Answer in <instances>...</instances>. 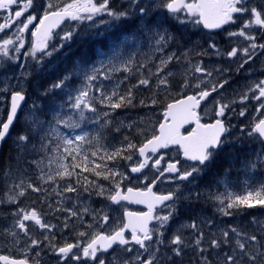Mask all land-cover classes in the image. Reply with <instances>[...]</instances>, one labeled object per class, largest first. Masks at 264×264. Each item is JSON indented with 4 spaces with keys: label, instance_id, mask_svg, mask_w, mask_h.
<instances>
[{
    "label": "snow or ice",
    "instance_id": "obj_1",
    "mask_svg": "<svg viewBox=\"0 0 264 264\" xmlns=\"http://www.w3.org/2000/svg\"><path fill=\"white\" fill-rule=\"evenodd\" d=\"M0 13V148L8 145L0 152V245L17 252L0 251V264H183L188 251L197 264H264V65L257 78L246 68L264 57V0H0ZM65 21L77 23L56 32ZM113 32L120 36L111 55L97 49V59L70 64L65 56L55 80L40 84V74L77 38ZM221 33L234 46L221 48ZM128 45L135 51L122 55ZM233 71L245 84L229 100ZM30 87L49 104H29ZM138 89L150 95L138 99ZM253 102L251 123L234 135L232 118L246 117ZM158 106V127L148 114L119 118ZM185 125L193 127L182 131ZM113 134L118 145L108 143ZM245 143L242 158L236 146ZM170 148L175 159L165 166L161 150ZM221 158L228 167L201 189ZM237 161L244 178L232 180ZM125 166L144 189L123 191L131 178ZM159 183L170 187L156 192ZM29 193L44 211L21 206ZM123 202L147 211L131 212ZM201 202L211 205L212 217L198 210ZM121 208L123 218L114 219Z\"/></svg>",
    "mask_w": 264,
    "mask_h": 264
},
{
    "label": "flooded vegetation",
    "instance_id": "obj_2",
    "mask_svg": "<svg viewBox=\"0 0 264 264\" xmlns=\"http://www.w3.org/2000/svg\"><path fill=\"white\" fill-rule=\"evenodd\" d=\"M71 22H73V21H65L64 24H62L60 26V28H57L55 31L56 32H60L61 29H65L66 30L69 26L72 25ZM88 23H90V22H88ZM82 25L83 24H81L80 26H82ZM224 35H225V33H221L220 35H218L216 37L217 43H218V45L221 48H225V46H226V41L222 38V36H224ZM119 36H120V34L118 32L111 33L110 39H109L110 44H111V42L113 40L119 39ZM193 38H196V37L193 36ZM83 47L84 46L82 44V48ZM253 65L254 64L248 65V66H246V68H250ZM256 72L259 74V71H256ZM234 80H236V78H234ZM235 84H236V82H233L231 84V86L228 87L225 90V98L228 97V93H227L228 89L229 88H234V85ZM177 88H178V86H177ZM33 100H36V91L34 90V88L30 87L29 88L28 103L30 104ZM3 103H4V101H0V106H2ZM209 107H210V105H209ZM201 115L203 117L202 122H209L210 121V117L209 116H204L203 115V111L201 112ZM231 123L232 124H236L235 120H233V119L231 120ZM250 123H251V120H249L247 122V124H246L245 127H247ZM191 127H193V125H185V128L182 129V131L190 130ZM239 127H241V126H239ZM18 128H19V125H17V129ZM233 132H236L235 129H233ZM237 132L239 133V130ZM13 135H15V130L13 132ZM245 144H246V146L243 147V149H240V146L239 145L236 146L237 149L239 150V154H240V156L242 158H245L246 157V153L248 151V144L247 143H245ZM229 150L230 149H228L226 147L225 152L227 153ZM7 151H8V145L7 144H5L2 148H0V152H3L5 154H7ZM169 151H171V154H173V152H174V156H167L166 153L169 152ZM161 154L165 155V166H166V161L167 160H169V159H175L176 149L175 148H170V149L161 150ZM37 158L38 157H36V159ZM227 167H228V165L226 163H223L222 158H221V161H219L218 164L216 166H214L209 171V173L200 181V187H201V189H204L205 188V185H207L208 183H210L213 180L215 174L222 173L223 170H224V168H227ZM240 168H241V165H240L239 161H237L236 164H235V166L232 169V172H231L232 173V177H230V179L236 180V179H243L244 178V173L240 171ZM145 171L148 172V174H149V180H151L152 179V172L149 171V170H145ZM29 174L33 176V179H35V176L38 173H36L35 171H32ZM126 175H128L130 177L131 176L136 177L139 174H131L130 172H128V174H126ZM36 182L39 183V181H36ZM145 183L146 182L139 181L137 183L138 185H133V186H129V185L123 184L122 189H123L124 192H126L127 191V188H129V187L133 188L134 190L144 189ZM169 187H170V185L167 184V183H159L157 186L154 187L153 190L156 191V192H160V191L166 190ZM221 190H223V189L221 188ZM3 191H4V189L2 187H0V198H3ZM21 199H22V202H21V206L22 207H25V208L35 207V208L39 209L40 211H44L45 210V206L39 204L38 202L36 204H33L32 203V200L35 199V194L29 193V195L27 197L21 198ZM203 204H205V203L201 202L199 204L198 210L201 211L204 216H206V217H212L213 216V210L211 208V205L210 204L203 205ZM94 206H98V205H94ZM123 207L124 208H127L131 212H145L146 211L145 208L140 207V206H137V205H133L132 203H128V202H123ZM122 218H123V210H122ZM46 219L50 220L53 223H57V224L60 223L59 221L55 220L51 216L46 217ZM185 220H186V216H184V215L180 216L179 219L174 223L173 230L175 229V227H177L181 222H184ZM7 222L8 223L11 222V218L10 217H9V220ZM4 223H5V221L0 220V226H2ZM56 234L58 236L59 241L62 242L63 239H64V237L58 231H57ZM0 251H2L3 254H9V255H13V256L17 255V252L15 250H13L12 252L9 253L7 251V249L3 247V245H0ZM189 253L192 254V256L197 260V257H196V255L194 253H192L191 251H189Z\"/></svg>",
    "mask_w": 264,
    "mask_h": 264
},
{
    "label": "rangeland",
    "instance_id": "obj_3",
    "mask_svg": "<svg viewBox=\"0 0 264 264\" xmlns=\"http://www.w3.org/2000/svg\"><path fill=\"white\" fill-rule=\"evenodd\" d=\"M4 15H6V13H0V23H4V19H3V16H4ZM71 23H72V25H74V24H76L77 22L73 21V22H71ZM87 23H88V22H85V24H83L82 26H80L81 29L85 28V26H86ZM101 27H104V26L102 25ZM93 30H95V29H93ZM9 34H11V32H9ZM0 35H2V34H0ZM222 38L226 41V46H225V48H231L232 46H234L232 43L229 42V40H228L226 34H225L224 36H222ZM30 40H31V36H30V34H26V47H27V41H30ZM234 40H236V41H237L238 43H240L241 45L244 44V43H247V42H245V41H242L241 38H234ZM55 42H56L55 40L52 41V43H55ZM140 48H141V52H147V51H148V48H147L146 44L143 43V42H141ZM22 51H24V50H22ZM103 51H104L106 54H108V55H111V54H112V47H111L110 42L108 43V48H106V49L103 50ZM132 51H135V47H134V45H128V46H125V47H124V49H123V51H122L121 54H122V55H127L129 52H132ZM140 58H141V57L138 56V59H140ZM95 59H97V51H95V56H94V58H93L92 60H95ZM92 60H90V61H92ZM253 64H254V65L251 66L250 69L255 71V73H256V77H254V78H257V77H259V75H260V69H261L262 65H264V57H261L260 59H257ZM233 68H235V65H233ZM134 71H135V70H134ZM142 71H145V70H142ZM256 71H259V74H258ZM137 75H139V74H137ZM232 75H233V82H236V84L234 85V88H229L228 91H227V93H228V97H227L226 99H229V100H230V99L232 98V96H233V90L241 89L242 86L245 84V76H244V75H239V76H238V75L235 73V71H233V74H232ZM234 78H236V80H234ZM130 79H131V82H132V83H135V82H136V76L130 77ZM174 82H175V81H174ZM173 91H174V92H175V91H178V88L175 87V88L173 89ZM140 93H142V94H140ZM136 95H137V98L139 99V98H141V97H144V96L150 95V91L147 90V89H138L137 92H136ZM36 100H37V97H36ZM161 100H162V101L164 100V97H163V96L161 97ZM37 102H41V103H43V102L40 101V100H37ZM49 102H50V100L47 101V102H45V103H43V104H44V105H48ZM254 105H255V102H253L252 104L247 105V107H248V113H249V114H248L246 117L241 118V117H238V115H237L236 117H233V118H232V119L235 120V122H236V124H234V125H237V126H238L237 128H235V131H236V132L239 130V126H241V127H245L246 124H247V122H248L249 120L252 121V115L254 114ZM235 107L237 108V112H238L239 109H240V107H242V106L239 105V104H237V105H235ZM162 111H163V108H162V107H159V106L156 107V108H154V109H152V110H149V109L143 108L142 110H139V111H136V112H135V114H134L135 117L132 119V121H133V120H135V121H139V118H140L141 115H143V114H148V115H150V116L152 117V120H151L150 123H152L155 127H157L158 123H159L160 120L162 119ZM125 116H126V115H125ZM125 116H124V118H121V117H119V118L125 121ZM122 117H123V115H122ZM144 126H145V125H143V124L140 125V127H144ZM93 128H94V126H93V125H90V124H84V125H82V129H83L84 131H88V132H90V133L93 131ZM150 129H151V128H149V130H150ZM151 130H152V129H151ZM62 131H63L65 134H70V133H68L67 130H62ZM77 131L79 132L80 130H77ZM236 132H233V134L235 135V134L238 133V132H237V133H236ZM133 142H134V141H133ZM113 143H114V141H111L110 145H113ZM245 146H246V144L244 145V147H245ZM250 147L255 148V147H257V145L253 144V145H251ZM248 148H249V145H248ZM166 155H167V156H174V152H173V154H171V151H169V152L166 153ZM37 157H38L37 159H40L39 155H38ZM121 163H123V162H121ZM45 164H47V161H46V160H45ZM122 170L125 171V174H128L127 166H125ZM148 175H149V174H148ZM231 177H232V173H231ZM141 180H142V178H141V179H136L135 177L131 176V178L128 179V180H125V181L123 182V184L129 185V186L138 185L137 183H138L139 181H141ZM101 183H106V182L101 181ZM131 183H132V184H131ZM105 203H106V202H105ZM203 205H205V204H203ZM112 207H116V206H112ZM122 210H123V209L121 208V209H119L118 213H112L113 218L115 219V218L118 216L119 218L122 219Z\"/></svg>",
    "mask_w": 264,
    "mask_h": 264
},
{
    "label": "trees",
    "instance_id": "obj_4",
    "mask_svg": "<svg viewBox=\"0 0 264 264\" xmlns=\"http://www.w3.org/2000/svg\"><path fill=\"white\" fill-rule=\"evenodd\" d=\"M103 28V27H101ZM110 36L105 38H89L85 40H81L77 38L72 44L71 47H66L62 53L57 54V56L52 60L51 64L49 65V69L43 73L40 74V76L37 78L42 86H47V84L53 82L56 78V76L63 71L65 67L64 63V57H67V62L70 64L72 61L76 60L77 58H85L87 60H92L95 56V51L97 49L105 50L108 48ZM83 44V48H82ZM142 94V93H140ZM37 100L42 101L43 103L50 100V98H44V97H38V94L36 92ZM143 108L137 107L135 109H129L125 112H122L120 117L124 118L125 116V122H130L135 117V112L142 110ZM123 115V117H122ZM127 131V130H126ZM152 130L150 129L149 132ZM116 134H113L108 137V143L110 144L111 141H114L113 144L118 145L119 140L114 139V136ZM142 137L138 135L133 136V141L135 143L141 142ZM183 264H197V260L192 256V254L187 252V254L183 257Z\"/></svg>",
    "mask_w": 264,
    "mask_h": 264
},
{
    "label": "water",
    "instance_id": "obj_5",
    "mask_svg": "<svg viewBox=\"0 0 264 264\" xmlns=\"http://www.w3.org/2000/svg\"><path fill=\"white\" fill-rule=\"evenodd\" d=\"M56 30V29H55ZM162 120H163V118H162ZM161 120V121H162ZM158 127V126H157ZM127 192V191H126ZM133 205H137V206H140V207H143V208H145L146 209V211H147V208H146V206L145 205H143V204H135V203H132ZM145 211V212H146Z\"/></svg>",
    "mask_w": 264,
    "mask_h": 264
},
{
    "label": "bare ground",
    "instance_id": "obj_6",
    "mask_svg": "<svg viewBox=\"0 0 264 264\" xmlns=\"http://www.w3.org/2000/svg\"><path fill=\"white\" fill-rule=\"evenodd\" d=\"M158 126V125H157ZM137 156H138V154H137Z\"/></svg>",
    "mask_w": 264,
    "mask_h": 264
}]
</instances>
